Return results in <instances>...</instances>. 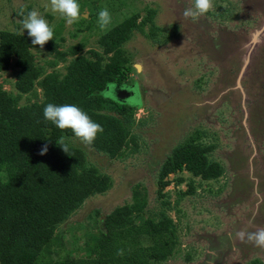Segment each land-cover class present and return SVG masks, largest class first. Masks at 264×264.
<instances>
[{
  "label": "rangeland",
  "instance_id": "rangeland-1",
  "mask_svg": "<svg viewBox=\"0 0 264 264\" xmlns=\"http://www.w3.org/2000/svg\"><path fill=\"white\" fill-rule=\"evenodd\" d=\"M78 3L84 18L68 26L50 10L49 0H0V31L27 34L20 13L35 9L53 28L51 41L61 51L79 46L86 54L100 51L99 37L134 14L139 22L153 11L151 23L158 29L150 38L149 23L143 34L134 33L123 46L132 65L125 83L135 92L127 103L138 107L132 126L136 145L110 159L81 140L69 141L86 154L88 164L109 177L110 187L86 199L58 226L44 250L45 264L87 257V240L104 230L106 215L131 202L136 185L147 194V207L138 222L165 210L178 229L177 254L159 264H248L254 259L264 264V248L236 238L239 230L264 228V32L244 67L252 35L264 22V0H213L214 8L196 21L183 16L193 0ZM105 7L112 19L101 28L97 14ZM32 53L37 65L52 71L51 54L43 48ZM64 67L58 63L55 70L63 74ZM14 82L12 62L0 84L16 95ZM40 100L37 90V96H22L20 104ZM188 138L215 146L209 157L222 165L223 176L202 181L178 172L168 177L170 184L158 194L159 168ZM178 178L183 183L176 186ZM189 182L194 192L180 197Z\"/></svg>",
  "mask_w": 264,
  "mask_h": 264
},
{
  "label": "trees",
  "instance_id": "trees-1",
  "mask_svg": "<svg viewBox=\"0 0 264 264\" xmlns=\"http://www.w3.org/2000/svg\"><path fill=\"white\" fill-rule=\"evenodd\" d=\"M153 11L139 22L138 14L101 35L99 50L82 53L79 46L61 51L49 40L43 46L53 60L51 72L37 65L28 34L0 31V78L12 65L15 69L16 95L0 84V264H45L44 250L52 243L58 226L96 194L110 187L108 176L88 164L86 154L69 141L71 129L61 130L43 117L48 103L75 104L103 127L92 145H86L110 159L135 146L132 126L136 107L119 104L102 94L108 85L121 86L132 71L123 46L134 33L143 34L151 23ZM151 23L149 37L154 35ZM69 59V60H68ZM64 63V73L55 68ZM41 100L20 104L22 96ZM65 138L69 152L59 146ZM47 147L45 154L40 152ZM214 145H204L193 138L178 144L161 165L157 175L158 194L170 184L168 177L185 171L202 181H215L224 168L210 159ZM183 183L176 179V186ZM185 197L194 192L192 182ZM161 196V195H160ZM147 207L144 188L132 189L131 202L115 208L103 219L104 230L91 236L85 246L89 255L66 258L56 264H159L178 252V229L165 210L142 220ZM123 255L118 256L117 250ZM248 264H262L258 259Z\"/></svg>",
  "mask_w": 264,
  "mask_h": 264
},
{
  "label": "clouds",
  "instance_id": "clouds-1",
  "mask_svg": "<svg viewBox=\"0 0 264 264\" xmlns=\"http://www.w3.org/2000/svg\"><path fill=\"white\" fill-rule=\"evenodd\" d=\"M49 4L50 10L59 14L68 26L84 18L81 14V6L78 0H49ZM213 8V0H193V5L183 11V16L186 19L191 18L196 21ZM20 16L21 28L24 32L27 30L28 36L32 38L31 43L33 46L39 45L43 48L46 42L53 39V28L49 26L48 21L37 10H28L26 14L21 11ZM111 19V13L106 7L97 14L98 25L101 28L107 27L111 23ZM43 117L61 130L71 129L75 137L89 146L93 144L97 134L103 131V127L99 123L93 121L84 110L75 104L56 105L48 103L43 108ZM59 146L66 154L69 152V147L65 143L64 137L60 138ZM46 151L47 147L43 148L40 154L43 155ZM236 238L241 242L251 243L256 247L264 248V228H257L255 231L239 230L236 232ZM123 254L122 249L117 250L118 256ZM211 254L214 255V253ZM209 264H212V262L209 261Z\"/></svg>",
  "mask_w": 264,
  "mask_h": 264
},
{
  "label": "water",
  "instance_id": "water-1",
  "mask_svg": "<svg viewBox=\"0 0 264 264\" xmlns=\"http://www.w3.org/2000/svg\"><path fill=\"white\" fill-rule=\"evenodd\" d=\"M263 32H264V22H263L260 30L257 31V32H255L252 35V38H251V46H250V49L248 51V54H247V58H246V62L244 64V67H246V65H247V60H248V57L250 55L251 50L254 48V46L256 44V41L258 40V38L261 36V34ZM125 85L126 84L121 85V86H117V85H114V84L108 85L105 88L103 94H104L105 97H108V98L114 100L115 102H117L119 104H128L127 101L130 98H133L135 96V92H134V87L132 85L131 86L130 85L129 86H125ZM113 86H114V89H113ZM113 92H114V94H113Z\"/></svg>",
  "mask_w": 264,
  "mask_h": 264
},
{
  "label": "flooded vegetation",
  "instance_id": "flooded-vegetation-1",
  "mask_svg": "<svg viewBox=\"0 0 264 264\" xmlns=\"http://www.w3.org/2000/svg\"><path fill=\"white\" fill-rule=\"evenodd\" d=\"M125 86H127V85H125Z\"/></svg>",
  "mask_w": 264,
  "mask_h": 264
},
{
  "label": "bare ground",
  "instance_id": "bare-ground-1",
  "mask_svg": "<svg viewBox=\"0 0 264 264\" xmlns=\"http://www.w3.org/2000/svg\"><path fill=\"white\" fill-rule=\"evenodd\" d=\"M139 68V67H138Z\"/></svg>",
  "mask_w": 264,
  "mask_h": 264
}]
</instances>
